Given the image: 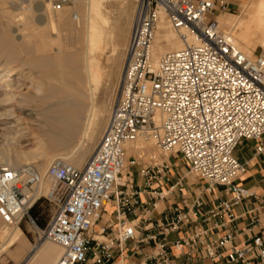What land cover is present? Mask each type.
Returning <instances> with one entry per match:
<instances>
[{
	"label": "built area",
	"instance_id": "built-area-1",
	"mask_svg": "<svg viewBox=\"0 0 264 264\" xmlns=\"http://www.w3.org/2000/svg\"><path fill=\"white\" fill-rule=\"evenodd\" d=\"M18 1L28 5L35 0ZM68 2L60 0L57 9ZM217 8L216 0H137L119 95L97 150L83 169L61 157L53 159L44 174L34 165L0 164L5 224L20 226L26 220L38 226L30 210L48 201L56 214L42 236L63 248L57 264H129L124 262L125 245L144 241L138 242L137 224L129 217H147L151 209L139 192L127 193V188H133L138 168L149 188L168 177L173 156L204 181L207 190L223 186L228 195L205 219L216 233L200 230L176 242V248L214 264H264V234L244 238L233 214L252 196L238 182L246 165L236 156L237 147L253 141L256 153L264 154V46L257 56L242 52L219 29L213 17ZM162 11L176 31L187 28L200 41L164 54L155 64L152 47ZM139 139L164 151L162 161L150 155L146 162L143 151L139 158L127 157L126 145ZM45 179L54 181L53 188L25 206L27 192L33 193ZM195 206L201 208L203 202ZM250 213L253 226L259 217ZM180 217L164 231L179 230V221L189 218ZM144 255L154 264H172L166 241L155 242L153 251Z\"/></svg>",
	"mask_w": 264,
	"mask_h": 264
},
{
	"label": "bare ground",
	"instance_id": "bare-ground-1",
	"mask_svg": "<svg viewBox=\"0 0 264 264\" xmlns=\"http://www.w3.org/2000/svg\"><path fill=\"white\" fill-rule=\"evenodd\" d=\"M78 1H75V11L69 13L66 7L58 11L55 17L50 0H35V3L28 5L15 0H0L19 10V14L27 19L35 18V14L38 16L37 24L28 25L27 33L24 31V34L19 35L18 42L13 33L21 31L19 26L6 29L1 23L0 54L5 63L0 58V163L5 166L19 168L22 166L18 165H34L44 174L53 159L61 157L74 167L83 169L89 163L103 129L108 126L109 118L104 113H108V116L111 113L107 106L98 102L103 80L102 60L110 49L115 67L120 69L123 56L117 57L121 47L118 30L113 27L104 3L120 0ZM1 7L2 11L6 6ZM10 22L6 23L10 25ZM231 25L228 33L224 34L230 36L242 52L251 56L260 44L264 46V0L246 3ZM47 26L52 31L62 30L67 33V43H61L63 46L56 48L55 53L50 52L52 47ZM131 29H127L128 36ZM199 41L196 34L187 28L176 31L162 11L152 47L154 62L158 64L164 54L180 50L188 44H198ZM16 62L38 68L40 76L33 78L31 73L12 65ZM29 87H33L34 92L24 93ZM29 122L38 127L40 133L33 130ZM30 139L35 142L31 149H15L14 156L11 155L12 146H20L23 141ZM135 143L126 145L127 157L142 149ZM53 186V180L45 179L33 193L27 192L25 206H31L41 194L47 195ZM37 228L43 235L44 230ZM30 250L32 246L20 226L10 227L4 222L0 223V258L8 254L18 264ZM63 251L61 246L46 239L28 263L57 264Z\"/></svg>",
	"mask_w": 264,
	"mask_h": 264
},
{
	"label": "crops",
	"instance_id": "crops-1",
	"mask_svg": "<svg viewBox=\"0 0 264 264\" xmlns=\"http://www.w3.org/2000/svg\"><path fill=\"white\" fill-rule=\"evenodd\" d=\"M218 19V16L215 17ZM255 142L244 141L236 149V156L246 165V171L238 180L247 187L252 196L233 210L238 219L236 229L243 230V237L253 234H264V154L258 155L255 151ZM168 177L154 182L149 188L139 175L140 169L135 170L133 188H127V193L139 192L141 201L149 204L151 209L147 217L142 213L138 218L130 216L135 221L138 231V242H128L124 259L129 264H154L144 254L153 251L154 243H168L169 258L172 264H214L208 259L197 258L191 250L180 252L175 244L183 238L193 236L200 230H208L210 235L216 233L211 222H205L210 212L219 204L220 200L227 199L225 188L216 186L207 190L205 182L189 174L184 163L171 157ZM197 201L203 206L197 208ZM155 204V207H154ZM259 217V222L251 225L253 214ZM112 208L110 209V212ZM141 213V212H140ZM188 214L187 220H180L177 231H164L167 224ZM154 239V240H153ZM186 252L188 254H186ZM120 258L117 259L119 262ZM21 262V261H20Z\"/></svg>",
	"mask_w": 264,
	"mask_h": 264
},
{
	"label": "rangeland",
	"instance_id": "rangeland-1",
	"mask_svg": "<svg viewBox=\"0 0 264 264\" xmlns=\"http://www.w3.org/2000/svg\"><path fill=\"white\" fill-rule=\"evenodd\" d=\"M15 1H18V0H15ZM50 1L52 2V5H53V8H52L53 9L52 10L53 15L55 17H57L58 11L64 10L66 7L69 8L68 9L69 13L75 11L76 10V8H75L76 3L78 0H69V2L62 5V7L60 9L55 8V7H57L58 2L60 0H50ZM75 1H76V3H75ZM216 1L218 2V8L214 14L215 16H213V17L215 19V17L218 16L217 22L219 23L220 30L223 33H228L227 32L228 29L232 27L231 24L234 23L235 19L238 17L242 7L244 5H246V3H249L251 0H216ZM78 3H80V1H78ZM0 4H1L0 7L3 6V8H4L6 6L2 10V11H5V13L1 11L2 7L0 8V11H1L0 12V15H1L0 30L2 29V27L6 28V29L7 28L15 29L16 27L19 26L21 31L18 33H15V34L13 33V35L16 36L15 40H17V42H18L17 38L19 35L24 34V31H25V33H27V31H28L27 26L28 25H32V24L36 25L37 24V21H38L37 17L38 16L36 14H35V18L32 17L31 19H27L26 17L19 14L20 13L19 10L9 7L10 6L9 4H7L5 2H4V4L2 2H0ZM6 8H8V9H6ZM104 9H105L106 13L109 15V17L111 18L112 25L114 24L113 27L117 28V30H118V35H119L121 47H120V51L118 53L119 56L117 55V57L123 56V61L121 63L120 69L115 67V60H114V57L112 56L110 49L107 51L106 54H104V57L102 60V74H103L102 79L103 80L101 81V85H100V89H99V93H98V102L101 105L103 104V105L107 106V110L110 114V113H112V109H113L115 102H116L118 95H119L120 79L122 76V72H123L124 65H125V59H126V57H125L126 50H127L126 45L128 46V42H129L128 40L130 37V35L129 36L127 35V29H128V27L133 28L134 20H135V16H136V10H137V0H120V2L104 3ZM123 10H124V14H123ZM8 11H10V12L8 13ZM15 14H17V15H15ZM121 14L123 16H121ZM128 15H129V17H128ZM124 17H127V18H124ZM132 18H133V20H132ZM3 19H4V21H3ZM10 19H12L11 20L12 22L9 21ZM26 19H27V21L25 22ZM5 21L7 23L10 22L11 24L8 25ZM28 21H30V22H28ZM34 22H36V23H34ZM1 23H3L5 26L8 25V27H5L4 25L2 26ZM14 26H15V28H14ZM29 27L30 26H28V28ZM47 28H48L47 29L48 35L51 39L50 45L52 48L50 49V52L52 51L51 53H55L56 48L59 49L63 46V44L65 45V43H67L65 41L67 38V36H66L67 33L62 31V30H53L52 31V30H50V27H48V26H47ZM131 31H132V29H131ZM61 43H63V44L61 45ZM261 53H262V44H260L256 50L252 51L251 54H252V56H257V55H260ZM0 58H2V63L4 64L5 60L3 59L1 54H0ZM12 65L15 67H19L21 69H24L25 72H27L29 74L31 73L30 75H32L33 78L37 77V75L40 76L38 68L35 69L34 67H31L30 65H27V64L22 65L21 62H16V64L13 63ZM44 89H46V88H44ZM33 92H34V88L29 87L24 93H33ZM43 92H45V90ZM14 105H18V104L15 103ZM25 113H28V111H26ZM24 115L26 117V114H24ZM104 116H106L107 119L108 118L110 119V116H108V113L107 114L104 113ZM27 119H29V118H27ZM29 123H30V127L33 130L36 129L35 131L37 133H40L39 130L37 129L38 127L33 125V123H31V122H29ZM105 130H106V126L103 129L101 136L99 137L98 143H97L95 149L93 150L92 155L89 158V161L91 160L93 154L97 150V148L100 144V141L104 135ZM34 143H35L34 139H30V140L23 141V143L20 146H12L11 151L13 153L11 152V155L14 156V154H15L14 150L15 149H19V150L20 149L21 150L31 149L32 146H34ZM136 143L138 144V147H142L141 150L137 151L136 155H138L140 151L145 152L146 156H145L144 160L146 162L150 161V159H149L150 155H155L157 161H159V162L162 161L161 159H162V156L165 154V152L162 151L160 148H158L154 143L149 142V144H148V143L144 142L143 140L142 141L140 140L139 142H136ZM136 143H135V145L137 146ZM167 155H170V154H167ZM137 158H139V155L137 156ZM0 164H3V163H0ZM18 166H23V165H18ZM30 214L34 218H37V225L38 226H32L26 220H24L22 222V224L20 225L21 229L24 232L26 239L28 240V242L32 246V250L28 251L27 255L18 264H30V263H28V262H30V258L34 255V253L36 252V249L39 247V245L43 241L46 240V238L42 236V233L40 231H38L39 229L37 227H39L41 230H44L47 227L49 221L56 214V207L48 201H40L34 207H32V209L30 210ZM2 222H3V219L1 216L0 223H2ZM0 264H16V261L10 255L4 254L0 258Z\"/></svg>",
	"mask_w": 264,
	"mask_h": 264
}]
</instances>
